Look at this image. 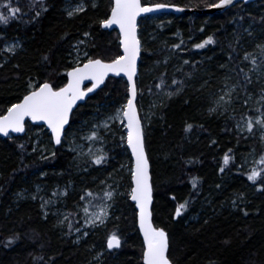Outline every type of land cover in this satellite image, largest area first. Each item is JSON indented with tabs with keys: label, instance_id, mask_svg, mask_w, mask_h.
<instances>
[{
	"label": "trees",
	"instance_id": "1",
	"mask_svg": "<svg viewBox=\"0 0 264 264\" xmlns=\"http://www.w3.org/2000/svg\"><path fill=\"white\" fill-rule=\"evenodd\" d=\"M141 1L149 6L163 3L200 11L218 2ZM6 2L0 0V5ZM11 3L18 4L23 11L7 24L0 23V113L22 98L30 77L33 81L50 79L63 86L67 82V70L74 66L70 52L84 33L91 36L88 50L94 58L107 62L121 51L119 34L104 31L100 23L109 17L112 0H98L96 7L86 0L85 11L73 17L65 13L63 0H43L46 9L43 11L40 0L35 3L11 0ZM0 11L6 9L0 7ZM262 18L264 0L239 3L222 14H167L139 21L142 52L137 106L151 164L153 221L156 227L167 231L169 254L175 264H264V165L259 164L264 142L256 132L240 134L236 127L237 122L254 118L249 100L260 99L264 86L255 81L251 72L252 83L241 87L242 75L237 76L232 70L236 64L246 71L252 67L243 60L246 52L259 55L257 45H264ZM208 36L213 37L214 44L195 48V44ZM10 41H18L22 46L12 55L4 51ZM176 44L180 48H174ZM45 55L48 61L43 59ZM229 56L236 59L230 60ZM165 72V79L173 89V78L185 82L183 92L172 99L157 95L161 90L155 84ZM225 76L230 79L226 81ZM225 83L229 87L236 85L231 105L227 111L210 112ZM127 95L126 82L110 78L103 89L73 113L68 129L103 105L125 104ZM161 99L164 106H153ZM147 104L150 109L146 121ZM258 107L264 111V102ZM189 124L192 128L187 130ZM34 128L39 127L27 124L25 136L0 138V264H92L91 260L103 252L102 264H143L144 246L130 200H117L115 213L106 226L96 228L81 243L74 242L71 237L80 227L78 207L88 202L86 193L93 192L92 185L86 176L81 177L82 182L76 178L71 154L63 146L54 147L55 157L41 159V154L33 151L35 144L29 135ZM114 153L116 170L123 166V157L117 147ZM226 154L231 157L227 165ZM126 157L131 165L128 152ZM249 161L253 162L250 167ZM254 168L262 170L256 183L247 179ZM72 180L78 186L67 199L73 228L69 231L67 223L65 234L56 229L50 217L43 216L38 203L18 202L19 193L31 189L34 183L46 182L51 186ZM185 201H190L187 210L175 217L176 208ZM113 232L121 238L122 246L109 251L106 240ZM14 236V242L6 246Z\"/></svg>",
	"mask_w": 264,
	"mask_h": 264
},
{
	"label": "snow or ice",
	"instance_id": "2",
	"mask_svg": "<svg viewBox=\"0 0 264 264\" xmlns=\"http://www.w3.org/2000/svg\"><path fill=\"white\" fill-rule=\"evenodd\" d=\"M35 3V0H34ZM243 3L247 4L248 0H243ZM236 0H218L216 3L208 5L209 8L221 9L228 6H235ZM6 9V11H0V23L7 24L10 19L16 18L23 10L16 4H12L11 0L0 5ZM32 7V5H30ZM174 7L176 11H183L175 5H167L163 3H157L155 5H146L141 0H113L110 16L100 21L103 28H111L113 25L118 26L120 33V49L113 59L105 61L102 58H94L87 51L83 52L84 59L80 58L78 51L77 63L66 72L67 82L63 86L55 84L50 79L43 81H33L30 77L25 94L18 102L12 103L6 108L3 113H0V134L7 137L9 133H23L26 128V120H30L34 123L42 122L47 125V128L51 131V138L54 139L56 145L62 144V136L66 135L65 126L69 124L70 117L73 114V109L77 107L78 101H82L88 93L94 92L97 88H100L104 84L105 79L111 73L114 76H121L123 74L127 77V98L126 103L121 105L114 113L108 115L103 121L94 123L91 126L88 134L83 137L84 140L89 142L87 155L91 159V163L95 165H101L106 162L107 157L102 147L105 136L102 134L101 129L104 132L111 131L110 121L112 123L119 122L126 128V143L128 148L131 149V155L134 158L133 166L129 169L131 173L132 187L130 192V198L135 202V206L138 209V223L139 229L143 234V251L142 262L143 264H175L170 257V241L169 235L164 228L156 227L152 221V202H153V185L150 173L149 155L146 150V138L145 130L142 124V119L139 115L137 107V61L141 58L142 44L141 39L138 37V17L145 13H152L157 10ZM46 10L43 5V0H40V11ZM40 11L36 12V16L39 17ZM75 12L85 11L83 7H77ZM68 15L71 17L73 11H69ZM264 19V18H262ZM251 34V33H249ZM88 36V33H84ZM79 43H85L81 40ZM215 40L212 36H208L202 42L195 44V48L203 49L207 45H212ZM15 45H13V48ZM174 48H180V44L173 46ZM260 49L259 55L252 53H245L243 60L249 61L252 65L247 71L245 68L240 67L239 64L235 65L233 71L237 72V76L243 77V83L241 87H246L247 84L252 83L249 73L261 70L264 68V45H257ZM9 48L8 51H12ZM45 61H48L49 57L45 55L43 57ZM230 60H235V57L229 56ZM187 64L188 61H185ZM18 67V66H17ZM225 67V65H221ZM264 74V73H262ZM166 72L162 73L159 77V83L155 84L157 89L161 92L157 95L166 96L168 99H172L173 96L179 95L183 92L185 82L173 78L171 85L175 86L173 89L168 85L165 79ZM230 77L225 76L227 81ZM85 81H91V87L86 89L82 88ZM205 83H207L205 81ZM238 83H240L238 81ZM236 85L231 87L225 83L224 88L221 90L224 94L218 96L213 101L215 107H210V112H219L221 109L227 111L228 105L232 103V93L235 91ZM152 89L149 88L151 93ZM227 97V99H226ZM261 101H264V89H261ZM187 102V101H186ZM247 104V100L244 101ZM164 106V100L161 99L158 105ZM260 111V109H257ZM147 117H145L146 119ZM255 125H259L261 131V141L264 142V111H260V115L253 120L248 117L244 121L237 122L238 133L242 134L247 131L249 134H254ZM192 125L187 126V130H190ZM124 137L122 136V140ZM215 142V141H213ZM99 143L101 147L93 150L92 145ZM23 149L24 145H20ZM78 155H84L83 148L79 145L71 149ZM36 151V148H33ZM231 151V150H229ZM51 156L55 157L56 152L52 151ZM41 159H48L49 157L41 155ZM231 157L229 155L224 156V164L227 165ZM259 164L264 165V155L259 159ZM221 172L224 171L222 167ZM262 170L254 168L247 176V179L253 183H256L258 178L261 177ZM103 183V181H102ZM193 188H195L196 180L193 179ZM219 187V185H217ZM57 193L53 192V196ZM64 195H67L65 191ZM88 198L87 204L83 206L85 214V223L93 227L106 226L107 220L110 217V208L112 207L110 201H113L115 193L113 191H105L102 197H98L91 191L86 193ZM35 199V197H33ZM80 199L85 200V196H81ZM174 199V197H173ZM99 201V203H93V201ZM54 203L51 200L44 201L41 204L42 208L46 205ZM190 201H185L179 204L175 211V217H180L182 211L187 210ZM235 205V201H233ZM92 208V211L89 209ZM244 215H248L247 211H244ZM45 218H47V212H45ZM65 221H69L68 215H65L58 223L63 226ZM69 231L72 230L73 224L68 222ZM79 232L80 229L76 228ZM83 235L87 236L88 233L84 232ZM15 236L9 238L6 242V246L14 242ZM121 238L117 233L113 232L106 240L107 250L121 248ZM102 255V253H101ZM42 259V257H41ZM255 264V262H253Z\"/></svg>",
	"mask_w": 264,
	"mask_h": 264
},
{
	"label": "rangeland",
	"instance_id": "3",
	"mask_svg": "<svg viewBox=\"0 0 264 264\" xmlns=\"http://www.w3.org/2000/svg\"><path fill=\"white\" fill-rule=\"evenodd\" d=\"M64 1V11L68 15L69 11H73V16L80 12H75L74 9L77 7H83L86 8V0H63ZM92 3L93 7H96L98 5V0H88ZM89 34V33H88ZM81 40H83L85 43L81 44L79 43ZM78 41L72 51L70 52L69 59L70 62L75 66L77 63V55L78 51L80 54V58L84 59L83 52L87 51L90 55V51L88 50V44L91 41L90 34L88 36H84L83 39ZM13 45L15 47L13 48ZM21 43L18 41H10L8 42L5 47L4 51L7 54H14L17 51L21 49ZM9 48H12V51H8ZM264 68L261 70H257L254 72V78L255 81L260 82L262 86H264ZM234 93V92H233ZM232 93V96H233ZM224 93H221L223 95ZM227 99V97H226ZM264 101H261V99L257 97H251L249 100V106L254 108L255 116L253 120H255L256 117L260 115V111H257ZM123 104H106L101 106L97 111L92 112L87 116L86 119H84L82 122L73 125L68 131L66 132V135L64 137L62 146L63 150L65 152H68L71 154V161H72V167L75 170V176L76 178L82 182V176H86V178L89 179L92 190L94 194H96L98 197H102L105 191H113L115 193L113 201H110L112 207L110 208V217L113 216V213H115L116 210V201L119 199H124L125 202L127 200H130V192L131 187V173L129 169L133 166L132 162L131 165L129 163L128 158L126 157V153L128 152L127 149V143H126V128L124 125L120 124L119 122L112 123L111 121V131L104 132L103 129H101L102 134L105 136L104 143L102 145L104 152L106 154L107 160L105 163L101 165H95L91 163L90 157L86 154L89 147V142L84 140L83 137L88 134L89 130L91 129V126L94 123H98L103 121L108 115L114 113L117 109H119ZM147 109L149 111L150 108H148V104L145 110V117L146 121L149 119V114L147 116L146 112ZM148 126V124H147ZM42 128V129H41ZM261 131L259 125H255L254 132H256L259 137H261ZM247 131H244L245 133ZM31 139L34 141V148H36V152H39L43 156H49L51 155V152L54 151V146L52 143V138L48 131L44 127L34 128L29 133ZM122 136L124 139L122 140ZM77 145L81 146L84 151V155H78L76 152H73L71 149L76 147ZM93 150L95 151L96 148L101 147L99 143L92 145ZM116 147L119 148L122 151L121 156L123 157L122 163L123 166L119 169L115 170L114 166V159L117 157L115 155ZM129 153V152H128ZM253 162L249 161L247 165L250 167L252 166ZM109 165V167H108ZM97 172H95V170ZM94 171V174L92 172ZM126 180V183L123 181ZM103 181V183H102ZM77 184L74 180L66 182V183H55L53 185H48L46 182L44 183H34L31 187V189H24L22 190L18 195V202H23L27 200H31L34 203H38L39 208L41 209V212L43 216L45 217V212H47V217H50L52 221L55 223L56 229L60 232L65 234L66 232V225L68 221H65L64 225L61 226L58 221L62 220L65 215H68L69 217V211L67 208V199L70 198V196L74 193L76 189ZM65 191L67 192V195H64ZM53 192H56L57 195L53 196ZM35 197V199L33 198ZM51 200L54 203L48 204L45 206V208L41 207V204L44 201ZM123 200V201H124ZM87 204V203H86ZM84 206V205H83ZM83 206L78 207V210L80 211V231L77 232L74 231L71 238L74 239V242L79 244L82 241H84L94 230L98 227H93L91 225H88L85 223V214L83 211ZM90 211V210H89ZM109 217V219H110ZM108 219V220H109ZM107 220V221H108ZM100 227V226H99ZM84 232H87L88 235H83ZM65 236V235H63ZM105 252L97 254L92 260V264H102L103 263V255Z\"/></svg>",
	"mask_w": 264,
	"mask_h": 264
},
{
	"label": "water",
	"instance_id": "4",
	"mask_svg": "<svg viewBox=\"0 0 264 264\" xmlns=\"http://www.w3.org/2000/svg\"><path fill=\"white\" fill-rule=\"evenodd\" d=\"M258 0H248V3L247 4H251V3H254ZM239 3H243V0H236V5L239 4ZM231 7L233 6H228L226 8H221V9H215V8H207L203 11H200V10H197V9H184L183 11H176V9L174 7H169V8H165V9H161V10H157V11H154L152 13H145V14H142L140 17H138V20H137V23L139 22V20L143 17H147V16H156V15H161V14H175V15H185V14H200V13H205V14H210V15H216V14H222V13H225L228 9H230ZM105 31H113V30H118L119 32V28L118 26L116 25H113L111 28H103ZM138 34V33H137ZM141 59V58H140ZM140 59L137 61V73H138V67H139V63H140ZM109 78H116V79H120V78H123L126 80L127 82V77L124 76L123 74H121V76L117 77V76H114L113 74H109L108 77L105 79V82L103 85L100 86V88H97L94 92L92 93H88V95L82 100V101H78L77 103V107L73 109V113L81 106V105H84L86 103V101L91 98L92 96H94L97 92H99L101 89H103V87L105 86L107 80ZM91 84L92 82L91 81H85L84 84L82 85V88L86 89L87 87H91ZM73 115V114H72ZM72 117V116H71ZM71 117H70V121H69V124L65 126V130L67 131L69 126H70V123H71ZM27 123H30L31 125L33 126H39V127H45V129L49 132L50 136H51V131L50 129L47 128V125L46 124H43L42 122H39V123H34L30 120H26V128H25V132L23 133H9V136L5 137L3 136L2 134H0V138L2 139H8L10 137H23L26 135V130H27ZM65 136H62V142H63V139H64ZM52 143L54 145V147H60L62 146L61 145H56L55 142H54V139H52ZM128 148V146H127ZM129 150V153L131 154V149L128 148ZM132 157V155H131ZM133 159V163H134V158L132 157ZM150 162V161H149ZM150 173H151V164H150ZM152 178V176H151ZM132 182V180H131ZM133 186V185H132ZM154 194V192H153ZM130 201L132 203V205L135 207V210H136V219H137V228H138V231H139V234H140V237H141V240H142V243H143V234L142 232L140 231L139 229V223H138V209L136 208L135 206V202L131 200L130 198ZM153 203H154V198H153V202H152V206H151V209H152V221H153ZM153 224H154V221H153ZM155 226V224H154ZM121 245H122V241H121ZM144 246V245H143ZM113 250H118V249H113ZM112 251V250H111Z\"/></svg>",
	"mask_w": 264,
	"mask_h": 264
},
{
	"label": "bare ground",
	"instance_id": "5",
	"mask_svg": "<svg viewBox=\"0 0 264 264\" xmlns=\"http://www.w3.org/2000/svg\"><path fill=\"white\" fill-rule=\"evenodd\" d=\"M259 1V0H258ZM142 2V1H141ZM257 2V1H256ZM256 2H254V3H256ZM112 3H113V0H112ZM245 4V3H244ZM251 4H253V3H251ZM234 7V6H233ZM181 8V7H180ZM232 8V7H231ZM185 9V8H184ZM161 15H167V14H161ZM171 15H175V14H171ZM109 16H110V14H109ZM156 16H160V15H156ZM147 17H154V16H147ZM143 18H146V17H143ZM142 19V18H141ZM140 21V20H139ZM138 25H139V22H138ZM103 28V27H102ZM104 30V29H103ZM105 31V30H104ZM113 31H116L118 34H119V36H120V33L118 32V30H113ZM108 32H112V31H108ZM138 37H139V30H138ZM140 61H141V59H140ZM140 64V63H139ZM139 68V67H138ZM137 77H138V74H137ZM137 77H136V81H137ZM110 79V78H109ZM108 79V80H109ZM112 79H116V78H112ZM120 79H122V80H124L125 82H126V80L125 79H123V78H120ZM107 80V81H108ZM126 84H127V82H126ZM137 98H138V96H137ZM138 107V106H137ZM138 111H139V109H138ZM139 115H140V112H139ZM141 117V116H140ZM142 124H143V122H142ZM144 126V125H143ZM127 131V130H126ZM128 149V148H127ZM128 152H129V150H128ZM130 154V153H129ZM130 157H131V154H130ZM131 159H132V157H131ZM132 164H133V159H132Z\"/></svg>",
	"mask_w": 264,
	"mask_h": 264
}]
</instances>
